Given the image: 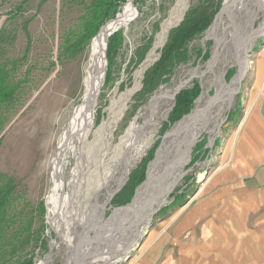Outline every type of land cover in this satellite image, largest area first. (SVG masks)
I'll return each instance as SVG.
<instances>
[{
  "label": "rangeland",
  "instance_id": "rangeland-1",
  "mask_svg": "<svg viewBox=\"0 0 264 264\" xmlns=\"http://www.w3.org/2000/svg\"><path fill=\"white\" fill-rule=\"evenodd\" d=\"M128 1L108 20L114 19ZM131 1L134 12L126 5L128 21L109 34L121 32L112 63L108 61L107 39L106 67L104 70L103 59V67L99 63L97 69L104 70L102 84L92 108L93 126L84 143L83 156L78 151L74 156L68 145L60 158L62 175H56L60 215L50 210L55 185L52 161L74 109L82 100L92 40L108 20L76 55H60L63 33L75 27L88 1L0 0V56L7 64L13 63L12 82L21 85L13 95L15 99L2 108L0 171L15 179L17 189L31 206L42 203L44 207L43 214L35 217L24 253L32 255L33 264H43L47 257L48 264H74V256L77 262L80 256H88L82 251H91V261L103 253L110 243L96 247L100 241L95 234L109 226L110 216L131 208L145 194L157 150L171 136L173 126L187 120L196 104L208 99L214 115L203 120L176 151L175 169L183 172L182 177L139 237L130 243L124 258L109 264H264V10L257 12L256 7H248L249 17L239 18L241 23L247 21L253 31L247 67L239 85L237 77L245 67L242 58L234 61V57L219 55L216 64L210 66L213 40L206 33L224 8V0H218L209 25L188 44L189 59L176 65L168 80L141 100L143 74L159 58L168 32L191 6L205 0ZM165 25L169 27L158 43ZM196 48L201 49V56L195 55ZM108 72L110 78L106 81ZM193 83H198L199 94L190 110L174 122L168 121L175 95ZM158 91L172 93L173 98L166 101L167 116L153 143L136 157L119 185L123 168L119 158L125 152L120 142L128 125ZM197 136L187 152L179 153L181 146ZM174 149L175 144H171L170 152ZM146 158L144 177L129 201L114 204V196ZM77 160L83 170L79 176ZM144 182L138 200L129 206ZM110 191L111 198L94 212ZM128 225L126 221L124 226ZM41 240L45 249L39 247ZM110 241L121 245L125 239L117 234Z\"/></svg>",
  "mask_w": 264,
  "mask_h": 264
},
{
  "label": "bare ground",
  "instance_id": "bare-ground-1",
  "mask_svg": "<svg viewBox=\"0 0 264 264\" xmlns=\"http://www.w3.org/2000/svg\"><path fill=\"white\" fill-rule=\"evenodd\" d=\"M257 1L259 5L257 4ZM260 1H262V3H260L259 0H224L223 1L224 8L221 11L219 18L217 19V21H215L210 26V28L208 29V32L206 33V37L211 38L213 40L212 60L210 61V66H213L216 64V61L219 55H225L226 57L227 56L234 57V61H238L242 58V61L245 64V67L242 69L239 77L236 76L238 78L237 80L238 85L241 79L243 78V73L247 67V61H246L247 53L250 48L249 46H250L251 32H253L251 29L248 28L247 26L248 22L246 21V22L241 23L239 18L241 17V19L242 18L244 19L245 17H249L250 11L248 10V7H256L255 9L257 12L264 10V0H260ZM126 5L128 6L130 10L134 12V9L132 7L130 0L126 3ZM126 5L123 8V10L113 20L107 22L100 29L98 34L92 40L91 53H90L91 65L89 67V70L88 68H85L86 70H85V75H84V87H83L84 91H83L82 100L74 109V112L72 115L73 119L71 120L70 124H68V126L66 127L64 136L62 138V142L60 143V146L58 148V153L55 154L53 161H52L53 178H54L55 185L53 187L54 193L52 196V200L54 201V204H52V207L50 208V210L56 214H60V209H61L60 201L57 198L58 195L56 192V188H57L56 175L58 174L62 175V171L60 167L61 155L65 150L64 148L69 145L68 148H71L74 156L76 153L75 151L79 152L80 157L83 156L84 143L86 139L88 138V134L93 126L92 108L94 105V101L96 99V95L98 94V91L100 89V85L102 83L101 77L103 75V71L105 70V67H106L105 50H106L107 39H108L109 34L115 28H118L120 24L121 25L125 24L128 21V18L126 19L125 17L127 16L128 10H129L126 7ZM177 14H178V11L176 12V15ZM167 27L169 26L165 25L162 28L161 32L159 33L158 43H160L162 38L164 37ZM155 46H157V44ZM102 60L104 61V70L102 69V70L97 71L99 63H101ZM101 66H102V63H101ZM217 90L221 93L219 86L217 87ZM219 92H217V94H219ZM171 97H172V93L170 94V93L161 92V91L156 92L153 96L150 97L149 101H147V104L145 103L146 105L144 106L143 110L139 113L137 112L138 114L136 115L135 119L133 118L134 121H132V123L128 125L129 127L126 131V134L123 136L120 142L121 143L120 145L123 146L122 149H125V152L119 158V163H122L123 165L122 175H121V180L119 182V185H121V183L126 179L128 170L132 162L136 159V157L139 154H141V152L144 149L148 148L153 143L155 137L157 136L158 129H160L161 127L160 126L161 121L167 116L168 108L166 107V101L170 99ZM219 100L220 98L217 99L218 102ZM230 103L231 102L228 101V104ZM118 114L120 115V113ZM212 115H214V111L208 107V99H207V101L204 104H200V103L196 104L195 108L193 109V111L191 112L187 120L180 122V123H176L173 126L171 136L157 150L156 160L151 170V177H150L149 182L147 183L145 194L142 195L139 201H137V203L134 204L131 208L121 210L120 212L113 214V216H110L108 218V223H110L109 226L95 234L97 235V238L100 241L96 247H100L102 246V244H105V243H110V245L106 247L105 249L103 248L102 250L104 252L98 253L96 257L93 258L92 261L90 260L91 251L85 250V251H82L83 252L82 254H86L88 256H85L82 258L80 256L79 262L76 261L75 256H74V258L72 259L73 260L72 263L74 262V264H93V263L109 264V263H112L115 259L118 260V259L124 258L128 248L130 247V243L134 241L136 237L137 238L139 237L145 225L151 219V216L153 215V213L157 210L160 204L165 200L171 188L177 183V181L183 175V172L177 173L175 169L176 167L175 165H177L175 154H176V151L179 145L188 138V136L197 128L198 125H200V123L203 120H205L207 117H210ZM103 124H106V122ZM171 144H175V149L172 152H170L169 150V146ZM76 164H77V168L79 172L77 175L79 176V174L81 173V171L83 172V170L78 160L76 161ZM67 181H70V179ZM81 185H82V182L80 183V186ZM117 189H118V186L115 188V190ZM112 193L113 191H110L106 195L105 200L103 199L104 202L100 204L99 206H97L94 212H97L98 210L104 207V203L108 200V198H111ZM70 215L73 216V213L71 212ZM98 219L99 217H97V220ZM126 221L129 222L128 227L124 226ZM93 222H95V220ZM58 228H59V225H58ZM83 230L85 232V229ZM58 233L61 234V232L59 231ZM117 234H120L125 239V242L122 243L121 245H119L116 241L115 242L110 241L111 239L113 240L114 236ZM48 261H49V258L47 257L46 262L44 260L43 264H48Z\"/></svg>",
  "mask_w": 264,
  "mask_h": 264
},
{
  "label": "trees",
  "instance_id": "trees-1",
  "mask_svg": "<svg viewBox=\"0 0 264 264\" xmlns=\"http://www.w3.org/2000/svg\"><path fill=\"white\" fill-rule=\"evenodd\" d=\"M86 1L88 2L84 5V12L79 16L75 27L65 31L61 37L59 46L60 55L73 57L80 52L92 36L95 35L99 27L106 20L113 17L126 0ZM218 4V0H205L198 5L191 6L180 23L170 29L166 43L160 50L159 58L143 74L142 87L139 93L141 100L155 90L159 84L166 82L176 65L189 59L191 55V50L188 47L189 42L196 38L209 25ZM2 32L3 30H0V44ZM120 41V31H116L108 37L107 52L110 65L112 63L113 52ZM194 53L197 57L202 55L200 48H196ZM7 63L0 56V132L4 126L1 117L2 108L15 99L13 95L21 87L20 83L14 84L12 82L10 70L13 67V63ZM109 78L110 74L108 72L106 81H109ZM198 94V83H193L191 86L180 90L175 95L174 105L168 115V121L174 122L187 113ZM187 116L180 121L184 120ZM166 127L167 125H165ZM198 137L190 139L188 144L181 146L179 153L187 152L188 147L193 146ZM189 153L187 154V158ZM147 160L148 158L130 173L125 186L114 196L112 200L114 204L123 205L129 201L134 188L144 177ZM145 182L138 188L129 206L138 200L144 189ZM43 211L44 207L42 203H39L35 207L31 206L26 196L17 189L15 179L0 171V264H33L32 255L25 254L24 249L25 245L28 244V237L32 235L35 217L41 216ZM39 247L41 249L46 248L44 240L40 241Z\"/></svg>",
  "mask_w": 264,
  "mask_h": 264
},
{
  "label": "water",
  "instance_id": "water-1",
  "mask_svg": "<svg viewBox=\"0 0 264 264\" xmlns=\"http://www.w3.org/2000/svg\"><path fill=\"white\" fill-rule=\"evenodd\" d=\"M130 1H131V0H130ZM131 2H132V1H131ZM111 20H113V18L110 19V20H108L107 22H109V21H111ZM107 22H106V23H107ZM106 23H105V24H106ZM105 24H104V25H105ZM104 25H103V26H104ZM103 26H101V28H102ZM101 28H100V29H101ZM97 34H98V33H97ZM97 34H96V35H97ZM96 35H95V36H96ZM101 84H102V83H101ZM98 92H99V91H98Z\"/></svg>",
  "mask_w": 264,
  "mask_h": 264
},
{
  "label": "crops",
  "instance_id": "crops-1",
  "mask_svg": "<svg viewBox=\"0 0 264 264\" xmlns=\"http://www.w3.org/2000/svg\"><path fill=\"white\" fill-rule=\"evenodd\" d=\"M263 133H264V131H263ZM263 135H264V134H263ZM262 169H263L262 167L259 168V173H260V174H261Z\"/></svg>",
  "mask_w": 264,
  "mask_h": 264
}]
</instances>
